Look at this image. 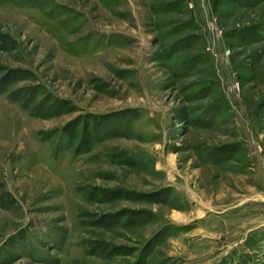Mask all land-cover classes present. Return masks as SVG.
I'll use <instances>...</instances> for the list:
<instances>
[{"label":"rangeland","instance_id":"374dc122","mask_svg":"<svg viewBox=\"0 0 264 264\" xmlns=\"http://www.w3.org/2000/svg\"><path fill=\"white\" fill-rule=\"evenodd\" d=\"M0 264H264V0H0Z\"/></svg>","mask_w":264,"mask_h":264}]
</instances>
